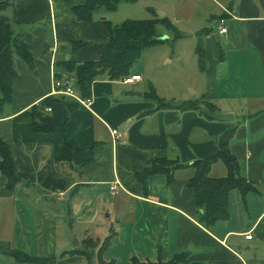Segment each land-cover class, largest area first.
Here are the masks:
<instances>
[{"label": "crops", "instance_id": "0c3cea01", "mask_svg": "<svg viewBox=\"0 0 264 264\" xmlns=\"http://www.w3.org/2000/svg\"><path fill=\"white\" fill-rule=\"evenodd\" d=\"M208 1L218 13L208 12L211 23L200 31L207 34L201 38L203 83L197 100L203 97L212 112L231 115L226 122L210 119L204 108L156 110L144 98L150 86L160 99L175 104L197 100L159 96L136 69L130 75L141 80L133 84L103 76L95 80L91 104L84 107L62 94L64 78H55L54 62L98 61L109 39L101 21L104 17L118 25L117 8L97 13L91 23H79L72 8L85 0H11L6 16L15 33L26 35L33 69L12 56V103L0 116V140L10 149L19 183L9 191L0 175V264H24L13 259V252L55 258L53 264H90L98 250H85L81 242L101 244L108 236L101 257L115 252L127 264H167L183 252L188 257L182 264H264V0ZM157 9L147 10L156 16ZM162 12L155 18H171L174 25L192 23L178 7L169 16ZM124 17L136 20L131 13ZM219 17L225 18L224 34L218 32ZM71 42L84 46L71 52ZM40 115L51 118L53 132L33 130L34 117ZM232 129L229 150L255 191L244 199L236 189L228 192L227 220L209 229L197 222L193 191L186 187L191 167L175 171L170 184L164 175L149 176L145 186L137 180L153 159L190 166L214 154L218 137ZM112 130L121 138H113ZM64 141L81 151V174L62 172ZM224 176L225 166L215 163L209 177ZM113 184L114 193L109 191ZM75 186L77 193L70 197ZM248 232L250 240L245 239ZM71 250L85 251L89 258L64 255ZM104 262L117 264L115 256Z\"/></svg>", "mask_w": 264, "mask_h": 264}, {"label": "trees", "instance_id": "16d2710c", "mask_svg": "<svg viewBox=\"0 0 264 264\" xmlns=\"http://www.w3.org/2000/svg\"><path fill=\"white\" fill-rule=\"evenodd\" d=\"M70 3L71 0H63ZM134 2L136 0H125ZM120 0H85L84 4L72 8L79 23H91L97 13H112L116 10ZM12 7L11 0H0V116L8 110L12 103V81L15 72L12 68L11 58L18 56L29 68L33 69V59L28 52L25 43L26 35L17 34L12 28L6 12ZM223 17H219L221 19ZM105 26L109 39L106 49L98 61L76 64L71 59L55 60V78L73 80V89L81 99L90 98L91 85L100 77H106L110 81H122L130 76L133 64L141 57L145 50L151 49L162 42V36L157 33V27L162 26L167 31H173L175 38H181L180 33L174 29L173 24L166 18H155L151 20H126L118 25H111L107 20L101 21ZM207 31L200 32L197 37L195 54L200 70L204 67V50L201 38ZM82 42H71L69 49L75 52L82 48ZM59 71V72H58ZM144 98L155 104L159 109L200 110L202 108L214 111V107L203 97L197 101H188L175 104L173 101L160 99L150 86L144 94ZM36 107V106H35ZM32 107V111L35 110ZM32 128L35 132H53L52 120L48 116L34 117ZM233 135V129L227 130L217 139V151L201 160L193 162L190 166L180 164L176 159H153L151 166L136 175L137 180L146 185V180L152 175H164L167 184L173 180V173L177 170L191 167L193 175L187 180L186 187L193 191V199L196 205L197 222L204 228H211L216 222L225 221L228 218V192L236 189L240 192L242 199L249 192L255 191L253 184L248 183L240 174L239 166L234 155L229 150V142ZM60 168L63 173L75 171L81 174L85 162L81 158V151L74 149L67 141H64L61 155L59 157ZM221 162L226 168V176L222 178L209 177L211 167ZM0 175L6 180V189L13 191L18 185L19 179L16 175L12 156L8 145L0 140ZM75 186L70 197L77 193ZM110 237L105 238L100 244L98 240L85 239L81 242L85 250L97 249L98 264H111L102 260V252L107 248ZM82 255L87 259V253L81 250H71L64 255ZM13 259L24 264H53L55 258L34 259L26 257L18 252H13ZM187 253L175 255L167 264H182L187 262ZM134 264H139L134 261ZM149 264V263H148Z\"/></svg>", "mask_w": 264, "mask_h": 264}, {"label": "rangeland", "instance_id": "374dc122", "mask_svg": "<svg viewBox=\"0 0 264 264\" xmlns=\"http://www.w3.org/2000/svg\"><path fill=\"white\" fill-rule=\"evenodd\" d=\"M117 6V24L126 21L124 16L134 14L136 21L151 19L166 12V16L172 13L174 8L182 11L186 16L190 15L192 23L174 25L181 38H175L173 31L165 30L161 25L157 27V33L165 38L161 44L145 50L141 57L133 64L132 69L138 70L145 78V85L153 84L157 88L159 96L174 100H197L203 83V75L199 71L195 47L197 34L210 24L208 19L211 14H217L218 10L208 0H136L125 2ZM219 1V0H218ZM156 16L148 10H156ZM148 9V10H147ZM104 18V17H103ZM164 18V17H163ZM171 22V18L168 19ZM15 31V26L12 25ZM17 31V30H16ZM15 31V32H16ZM198 32V33H197ZM114 243H117L114 240ZM80 249V246L78 247ZM115 252L105 253L103 260L112 256L116 257L117 264H127L125 256L114 255ZM90 264H98L96 253L91 254Z\"/></svg>", "mask_w": 264, "mask_h": 264}, {"label": "built area", "instance_id": "2783aa9c", "mask_svg": "<svg viewBox=\"0 0 264 264\" xmlns=\"http://www.w3.org/2000/svg\"><path fill=\"white\" fill-rule=\"evenodd\" d=\"M217 24H218V32H219V34H224L226 32V29H225V18L218 19ZM140 80H141V77L139 75H130V76L124 78L122 81L125 84H133V83H135L137 81H140ZM56 86H57V83H56ZM62 86H63V91H62L63 95L77 100L84 107H89L90 106V104H91V99L90 98L81 99V98L78 97V95L76 94V92L73 89V80L72 79H64L63 82H62ZM50 110H51L50 108L46 109L47 112H50ZM111 135L115 139L121 138V134L119 132H117L116 130H112L111 131ZM115 190H116V185L115 184H113V185H111L109 187V191L110 192L114 193ZM251 238H252V236H251L250 232L245 234V239L246 240H250Z\"/></svg>", "mask_w": 264, "mask_h": 264}, {"label": "water", "instance_id": "95a60500", "mask_svg": "<svg viewBox=\"0 0 264 264\" xmlns=\"http://www.w3.org/2000/svg\"><path fill=\"white\" fill-rule=\"evenodd\" d=\"M158 16H160V14H158ZM104 20V18H103ZM165 39V38H162ZM203 114L206 115L207 117H209L212 120H216V121H221V122H226V121H231L232 120V116L231 115H219L216 114L212 111L209 110H203Z\"/></svg>", "mask_w": 264, "mask_h": 264}]
</instances>
